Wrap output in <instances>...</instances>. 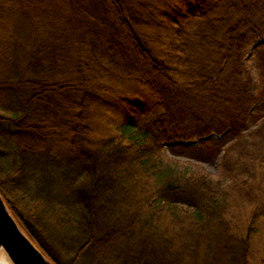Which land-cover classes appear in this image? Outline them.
Segmentation results:
<instances>
[{"label": "trees", "instance_id": "1", "mask_svg": "<svg viewBox=\"0 0 264 264\" xmlns=\"http://www.w3.org/2000/svg\"><path fill=\"white\" fill-rule=\"evenodd\" d=\"M0 194L54 264H264V0H0Z\"/></svg>", "mask_w": 264, "mask_h": 264}, {"label": "water", "instance_id": "2", "mask_svg": "<svg viewBox=\"0 0 264 264\" xmlns=\"http://www.w3.org/2000/svg\"><path fill=\"white\" fill-rule=\"evenodd\" d=\"M0 249L11 264H54L19 225L0 194ZM0 264H6L0 261Z\"/></svg>", "mask_w": 264, "mask_h": 264}, {"label": "rangeland", "instance_id": "3", "mask_svg": "<svg viewBox=\"0 0 264 264\" xmlns=\"http://www.w3.org/2000/svg\"><path fill=\"white\" fill-rule=\"evenodd\" d=\"M253 56V49L251 48L250 49V55L248 56V58L246 59V61L248 62V65H249V68H250V72H251V75H252V78H253V81H254V85L256 86L257 82H258V71H257V68H256V65H255V62L249 60L251 59ZM101 127H105L106 126V122H104L102 120V123H100ZM169 146H166V150H165V153L167 155L168 158H171V159H180V160H183V161H189L188 158H183V157H178V156H174L172 155L170 152H169V149H168ZM190 161H192L194 164H197V165H201L203 166L206 170H208L209 172L213 173V174H217L218 173V164L216 165H210V164H205V163H202V162H199V161H196V160H193V159H190ZM116 188V186H115Z\"/></svg>", "mask_w": 264, "mask_h": 264}, {"label": "bare ground", "instance_id": "4", "mask_svg": "<svg viewBox=\"0 0 264 264\" xmlns=\"http://www.w3.org/2000/svg\"><path fill=\"white\" fill-rule=\"evenodd\" d=\"M0 261L1 262H4L6 264H11L10 262V259L7 257V255L3 252L2 249H0Z\"/></svg>", "mask_w": 264, "mask_h": 264}]
</instances>
